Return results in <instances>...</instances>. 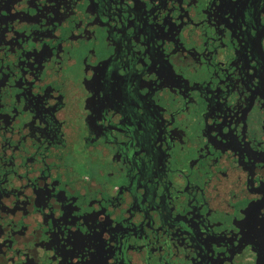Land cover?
<instances>
[{"label":"flooded vegetation","instance_id":"af4514ba","mask_svg":"<svg viewBox=\"0 0 264 264\" xmlns=\"http://www.w3.org/2000/svg\"><path fill=\"white\" fill-rule=\"evenodd\" d=\"M0 264H264V0H0Z\"/></svg>","mask_w":264,"mask_h":264}]
</instances>
